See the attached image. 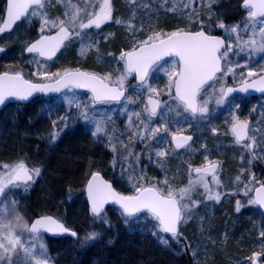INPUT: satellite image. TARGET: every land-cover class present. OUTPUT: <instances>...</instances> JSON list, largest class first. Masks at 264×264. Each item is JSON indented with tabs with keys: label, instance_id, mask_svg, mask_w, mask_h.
I'll list each match as a JSON object with an SVG mask.
<instances>
[{
	"label": "rangeland",
	"instance_id": "obj_1",
	"mask_svg": "<svg viewBox=\"0 0 264 264\" xmlns=\"http://www.w3.org/2000/svg\"><path fill=\"white\" fill-rule=\"evenodd\" d=\"M95 3L96 0H59V2L58 0H46L44 11L47 13L49 19H55L57 17L68 19V17L64 15L66 11L71 14V12L76 9H80L79 15L83 16L84 10H93L91 6ZM186 4L188 5L187 7H185ZM209 5L211 6L210 8ZM111 6L112 20L103 23L99 29L92 28L87 30L88 35L83 41L76 38L66 42V46L60 50L58 56L54 60L45 61L40 59L43 68L38 69L35 63L30 62L34 59H39L38 57H25L23 51L21 53L24 47H20V45H22L21 42L27 40L30 35L34 37L42 35L39 31V17H29L18 25L12 34L0 36V47L5 49L3 52H0V60H6V63H10V60H16L15 64L26 72L29 80L36 83H45L55 80L56 77L44 78L39 75H34L33 73L37 71L57 73L52 71V68L60 63L61 57L63 56H65L64 58H69L68 55L72 54L76 62L90 57L92 65L101 70L100 74L102 75L99 76L109 74V79L111 81H116L117 77L124 70V62L118 61L121 51H125L121 46L126 45L127 48L132 49L134 44L147 40L149 35L157 33L153 25L154 22H156L154 19L159 15H167L172 18L174 17L187 21L195 30H198L201 26L197 21H202L209 32H217L220 30L221 36L227 39L225 29L216 27V24L221 20L224 23L225 18L233 12L232 7L230 8V0H197L196 3H189V0H137L135 4H133L131 0H111ZM193 9H195V14L192 13ZM246 17L247 11H241L238 19L231 23L224 24L226 26L237 24L242 26ZM116 20H121L125 23L118 24L115 22ZM152 20H154L153 23ZM129 21L133 24L134 29H129L126 26ZM258 28L259 24L257 25V31ZM54 31L55 29L52 30V32ZM161 34L166 33L162 32ZM242 35L243 38L247 40L251 35V28H249L247 34ZM114 41L118 43L114 44ZM93 42H98L97 46L90 47L84 55H81V43L91 44ZM171 59L174 58H169L165 61H170ZM233 61L241 65H244L245 61H247V67H240L235 71L237 74L243 72L245 76H247L249 70L254 72L256 75L249 77L248 80L264 74V53L253 54L251 59H248L247 55L242 54L238 58L233 57ZM161 63L163 64L164 61ZM84 72L93 74L88 71ZM226 79L227 83L233 84L234 78L232 75H229ZM148 83H150L152 87H155L160 93L159 96L153 94V97L162 101L168 100L175 110V104L166 94L168 78L164 72H150ZM124 87H126L127 90L126 96L131 97L132 101H134L127 103L126 111H124V100L119 104H97L84 92L67 90L56 98L44 100L43 109L39 111L38 115L40 118L43 116L46 117L45 119L49 124H47L48 130H53V133L59 132L55 141L61 139L64 131H60V129L64 128V125L58 120V117L65 115L71 117L78 111L83 110H78L75 104L69 105L68 100L75 99L82 105L92 106L97 118L110 117V119L105 120V131L103 133H98L97 137L91 135V132L95 131V126L85 123L82 120L74 121L69 119L67 121V129H72L76 126L80 127V129L84 131L82 137L90 139V142L94 144L97 150L111 158L110 165L108 168L105 166L104 171L114 182L116 187L120 188L126 195L135 194V187L130 177L135 178L143 175L144 179L140 180L139 183L146 187L155 186L165 191L170 188L173 192H178L180 189L189 186L190 179L196 178L194 171L191 173L189 172L190 162H197L195 166L191 165L193 169L206 165L205 157H207L208 161L217 162L219 164L217 175L220 185H213L211 184V178L207 179L213 191L221 193L219 202L216 200H209L207 198L209 193L204 190L202 185L194 186L189 196L185 197L182 201V203H189L190 208L185 213L186 223H182L179 227L183 228V232L188 233L193 231L197 233V239L194 245L190 246V251H188V256L194 262L193 264H227L229 260L223 259V256L228 258V255L233 253L232 250H237V241L243 238L244 232L246 234L244 228L246 218L241 216L240 219L237 218L235 221L234 218L230 217L231 213L238 215L244 210L247 212L250 211L249 213L253 212L254 215L252 217L250 214L247 215L249 219V229L252 228L259 235L264 231L263 215L254 204L247 203L248 200L252 198V192H249L247 196L244 195L246 191L245 184H248L249 188L258 186L249 183L253 175L259 180H264V98L251 101L231 98L227 100L224 105L218 106L215 101L219 93L209 88L207 92L200 97L201 102L205 99L209 100V114L206 118L201 117L199 114H197L196 117H192L187 113L177 117L175 111L168 113L165 117L169 122L168 126L171 131L174 132L179 130L183 135H191L193 137L192 142L189 144L190 146H186L179 151L174 150L171 144L170 133L161 128L158 139L147 141V150H145V144L140 142L136 137L129 139L130 133L136 131V129L128 126V117L133 113H140V119L146 120V113L143 109L146 104L145 98L149 95L147 87L145 86L143 89H140L138 85L131 83V76L124 82ZM219 87L220 84H217L216 89H219ZM233 102L239 103L240 105L239 110L235 111V114L238 115L241 120L247 121L249 125L248 140L244 144L236 143L231 133V125L233 123L232 115L234 112ZM158 112L165 113L167 112V108L162 105ZM131 119L133 124L139 125L140 120L137 119L135 115H131ZM54 121L57 125L60 124L58 130H54ZM146 122L149 124V127H154L159 126L165 121H162L158 115L150 122ZM253 139L255 141L254 149L249 150L245 148V144L252 143ZM109 140L112 144H115L117 149L116 153L108 146ZM121 142L127 145V150L121 148ZM157 146L163 147L168 154L165 157H155L154 153ZM128 151L132 152L133 156H128ZM137 153L140 154L139 163L133 164L132 160ZM149 154L152 155L151 161L148 158ZM114 156L116 157L115 161ZM242 157L243 159H241ZM249 160L252 161L251 164H249ZM20 161H24L30 168H35L25 159L18 158L10 159L8 162L1 161L0 165H14ZM242 170L243 174H241ZM0 171L4 170L0 169ZM237 176H240L239 181L236 179ZM37 180L38 177H36L34 181L36 182ZM165 180L168 181L167 185L163 183ZM29 187L27 189L23 187L14 189L13 192L6 197L4 204L0 205V218H4L2 210L12 201H15V211L11 214V217L7 218L11 219L15 216H19L29 225L31 219L29 208L27 204L21 200L23 196H27ZM191 200H198L201 203L192 206ZM237 200H240L243 205L239 211L236 210ZM104 214L111 224L110 227L100 221H95L94 223L93 221H89L90 228H92V226L97 227L95 232L99 233L96 239L91 240L94 241V243L96 241L100 243L103 240L106 234L103 227H107V230L111 229L114 233L120 230L122 235L128 239L127 241L132 239L133 235L137 234L143 236L144 239L149 237L152 242L158 246H171L175 242L171 236L168 238L163 233L160 235L168 239L167 245L161 243L158 237L153 236L152 232L155 231V229H153V222H151V217L148 215H144L143 218L132 223L130 227H127L119 209L110 208L107 209ZM224 216L226 219L222 220L221 218H224ZM235 222H237L236 226L234 224ZM212 223H214V225L211 228L213 232L211 236L209 232ZM99 228L102 229L99 230ZM21 232H23V235H21V242L27 246L31 237L28 232L23 229L15 230L16 235H20ZM88 233L91 232L88 231ZM87 234L82 237L83 240ZM259 239H264V236L260 235ZM40 242L45 245L46 256H39L38 250L36 256L45 259L46 264H65V254L68 249L62 246L60 244L61 242L57 244V241L48 240L44 235H42ZM107 242L109 243V234H107ZM214 243H216L215 247L207 251L208 260L205 262L203 258L206 252L205 246H212ZM193 253H195V255H193ZM8 255L12 256L13 262L19 259L20 264H34V258L30 257L25 259L22 247L18 246L15 252L9 253ZM250 263L251 261L248 263L243 260L238 264Z\"/></svg>",
	"mask_w": 264,
	"mask_h": 264
},
{
	"label": "snow or ice",
	"instance_id": "obj_2",
	"mask_svg": "<svg viewBox=\"0 0 264 264\" xmlns=\"http://www.w3.org/2000/svg\"><path fill=\"white\" fill-rule=\"evenodd\" d=\"M131 2L135 4L137 0H131ZM196 2L197 0H189V3ZM45 4L46 0H6L4 15L0 16V21H2L0 34L12 30L14 25L22 19L39 17V31L42 35L35 41L30 42L24 51L44 60H51L55 57L57 52L66 46V42L76 38L83 41L88 35L87 30L92 28L99 29L103 23L113 19L111 0H96V3L91 6L93 10H84L83 16L79 15L80 9H76L71 14L66 11L64 15L68 19L60 17L49 19L44 11ZM187 6L186 4L185 7ZM240 6L247 10V17L242 26L240 24L226 26L222 20L216 24V27L225 29L227 39L211 35L203 27V22L197 21L201 25L198 30H177L168 34L157 32L149 35L147 40L134 44L130 51L122 50L118 61L124 62V70L116 81H111L109 74L99 76L78 70L75 72L65 71L63 74L49 73L47 71L33 73L44 78L55 76L56 79L51 83H34L29 79H25L20 71L0 73V106H3L11 99L28 101L34 93L47 94L59 93L62 89H68L69 91L87 89L92 93L94 103L99 101L119 104L123 98L125 102L124 111H126L127 103L134 101H132L131 97L125 95L124 82L135 73L138 87L143 89L146 86L149 95L147 104L143 109L146 113V120L140 119V113H133L131 115H135L140 120L139 125H135L131 115L128 117V126L136 129V131L130 133L129 139L136 137L145 144V150H147V141L158 139V134L163 128L164 131L170 133L172 143L176 149L190 146L189 142L193 139L191 135H183L179 130L173 132L169 129V122L165 119L168 113L175 111L177 117L184 113L192 117H196L199 114L201 117L206 118L209 114V100L205 99L201 102L200 97L209 88L219 93L215 101L218 106L224 105L226 99L236 92L247 93L249 89L253 88L264 92V76H261L258 81L249 82L248 78L256 75L254 72L249 70L247 76H245L243 72L237 74L235 71L237 68L247 67V61H245L244 65L233 61V57L238 58L242 54L247 55L248 59H251L253 54L264 53V19H261L264 18V0H242ZM192 13L195 14V9L192 10ZM115 22L118 24L125 23L121 20H116ZM258 24L259 28L257 31ZM126 26L129 29H134L130 21L127 22ZM249 28H251V35L245 40L242 34H247ZM53 29H55L54 33H52ZM97 44L98 42L91 44L81 43L80 54L84 55L90 47H95ZM4 50V48L0 47V52ZM166 57L174 59L165 61ZM162 61H164L163 64L161 63ZM30 62L35 63L38 69L43 68L40 59H34ZM152 71H163L167 76L166 94L175 104V110L168 100L162 101L153 98V94L159 96L160 93L148 83V77ZM229 75L234 78L233 86L227 84L226 78ZM217 84H220L219 89H216ZM236 84L239 86H235ZM68 104H75L78 110H83L78 111L71 117L68 115L58 117V120L64 125V128L60 129V131L67 129V121L69 119L74 121L82 120L85 123L94 125L95 131L91 132L93 137H97L98 133L105 131V120L110 119V117L97 118L92 106L82 105L75 99L68 100ZM162 105L167 108V112H158ZM239 107V103L233 102L234 112L231 132L237 143L246 139L249 127L247 121L241 120L235 114ZM158 115L165 122L159 126L149 127L146 121L150 122ZM53 124L58 127L55 121ZM58 135L59 132L53 133L50 136V140L54 142ZM254 145L255 141L253 139L252 143L245 144V148L253 150ZM108 146L114 153L117 152L115 144H112L110 140ZM121 148L127 150V145L121 142ZM154 154L155 157L160 158L165 157L168 153L163 147L157 146ZM127 155L133 156V153L128 151ZM139 157V153L135 154L132 163L138 164ZM148 158L151 161L152 155L149 154ZM115 159L116 157L114 156V161ZM205 160L206 165L202 167L193 169L189 165V172L194 171L196 178L190 179L189 186L180 189L178 192H173L170 188L165 191L155 186L146 187L139 183L140 180L144 179V176L140 175L135 178L130 177L135 187V194L124 195L115 191L110 183L100 177L98 172H94L91 174V179L86 186L90 211L95 219L109 227L111 224L104 214L105 205L108 203L119 206L120 214L127 227L143 218L144 215H148L151 217L153 229H155L152 235L158 237L161 243L168 244V239L160 235L161 233L170 234L172 239L179 242L181 235L179 226L182 223H186L185 213L190 208L189 203H182V201L189 196L192 188L196 185H202L204 190L209 193L207 197L209 200L219 202L221 198V193L218 191L214 192L207 179L208 176H211V184L220 185L217 175L219 165L208 161L207 157H205ZM251 163L252 161L249 160V164ZM0 169L4 170L0 171V205L4 204L6 197L14 189L21 187L27 189L31 183H34L35 178L39 177L41 172L40 168H30L24 161L17 162L14 165L3 164L0 165ZM241 174H243V170ZM236 179L239 181L240 176H237ZM163 183L167 185L168 181L165 180ZM249 183L258 186L249 188L248 184H245V196L249 192L255 193V196L250 198L247 203L264 208V180H259L253 175ZM200 203L198 200H191L192 206ZM236 204V210L239 211L243 205L240 200H237ZM14 211L15 201H12L2 210L4 218H0V264H20L19 259L13 262L12 256L8 255L15 252L18 246L23 248L25 259L32 257L34 258V264H46L45 259L39 258V256H46L45 245L40 242L42 239L41 230L59 233L70 232L73 237L78 236L76 232L65 228L62 223H59L51 216L37 218L31 223L30 227L19 216L8 219L7 217H11ZM16 229H23L28 232L31 240L27 246L21 242L23 232L20 235H16ZM98 235L99 233L97 232L88 233L84 238V243L96 239ZM260 235L264 236V231ZM37 250L39 256H36Z\"/></svg>",
	"mask_w": 264,
	"mask_h": 264
},
{
	"label": "trees",
	"instance_id": "obj_3",
	"mask_svg": "<svg viewBox=\"0 0 264 264\" xmlns=\"http://www.w3.org/2000/svg\"><path fill=\"white\" fill-rule=\"evenodd\" d=\"M241 3L242 0H230V8L232 7L233 12L225 18L224 23H231L238 19ZM3 13L4 0H0V16H3ZM154 20H152L153 27L158 33L195 30L189 22L167 15H159ZM203 27L208 31L206 26L203 25ZM217 33L218 31L210 32V34ZM32 38L34 36L30 35L27 40L21 42L20 47L23 48L24 43L26 44ZM116 43L118 42L114 41V44ZM121 48L125 51L131 50L126 45H122ZM72 56L71 54L68 55L69 58L61 57L60 65L53 67L52 71L62 73L66 70H82L102 75L101 70L92 65L90 57L76 62ZM9 62L0 60V73L20 71L24 78L28 79L26 72L15 64L16 60ZM131 83H133L132 78ZM46 99L37 98L23 108L18 104H11L0 112V162H8L15 158L25 159L31 166L41 169L38 180L31 183L27 196H23L21 200L27 204L31 219L52 216L80 236L77 242L65 238L51 240L57 241V244L61 242L60 244L68 249L65 254V264H193L188 251L190 246L194 245L197 233L183 232V228L180 227L179 242L174 239L175 242L166 247L156 245L153 249L148 241L141 240L139 235V237L133 235V238L127 241L128 239L120 230L114 233L111 229L107 230V227H104L106 234L100 243L97 241L94 243L91 240L84 243L82 237L88 231L95 232L97 228L93 226L90 228L89 221L93 223L98 221L90 215L85 201L84 188L89 176L99 172L112 182L117 192L124 195L126 193L117 188L104 171L105 166L108 168L110 165L111 158L97 150L90 139L82 137L84 131L80 127L64 130L58 141L50 140L53 130H48L49 124L46 117L43 116L42 119L38 115ZM59 127L60 124L54 130H58ZM190 164L195 166L197 162L193 161ZM249 212L244 210L238 215L230 214L235 221L241 216L246 218L244 227L246 234L244 232V236L241 235L243 238L237 241V250H232L233 253L228 255V258L223 256V259L229 260L227 264H238L243 260L248 263L253 260L264 263V239H259L260 235L252 228L249 229L247 215L250 214L251 217L254 215L253 212ZM221 219L225 220L226 217ZM234 224L236 226L237 222ZM213 225L214 223L210 225L211 236ZM107 234H109V243ZM215 244L205 246L206 252L203 257L205 262L208 260L207 251L212 250Z\"/></svg>",
	"mask_w": 264,
	"mask_h": 264
},
{
	"label": "water",
	"instance_id": "obj_4",
	"mask_svg": "<svg viewBox=\"0 0 264 264\" xmlns=\"http://www.w3.org/2000/svg\"><path fill=\"white\" fill-rule=\"evenodd\" d=\"M5 1V5H6V0H4ZM241 10L242 11H245L246 9H243V8H241ZM4 15V14H3ZM21 21H23V19L21 20ZM21 21H18L15 25H14V27L18 24V23H20ZM0 26H2V22L0 23ZM13 27V28H14ZM13 28H12V30H13ZM12 30H10V31H5L3 34H0V36H3V35H6V34H8V33H10ZM55 32V31H54ZM54 32H52V33H54ZM214 36H217V37H221L220 35H214ZM40 37V36H39ZM38 37V38H39ZM37 38V39H38ZM222 38V37H221ZM36 40V39H35ZM34 40V41H35ZM59 52H57V54H58ZM57 54H56V56H57ZM24 55L25 56H30V55H34V54H28V53H26L25 51H24ZM55 56V57H56ZM55 57H53V58H55ZM40 58V57H39ZM52 58V59H53ZM41 59H43V58H41ZM166 59H169L168 57H166L165 58V60ZM80 72H84V71H81V70H79ZM69 72H75V70H70ZM64 73V72H63ZM63 73H61V74H63ZM85 73H87V72H85ZM131 76H133V79H134V83L135 84H137L138 85V80H137V78H136V75H135V73H133ZM261 76H264V75H260V76H258V77H256V78H254V79H251V80H249V82H252V81H258L259 80V78L261 77ZM54 81V80H53ZM53 81H50V82H45V83H51V82H53ZM237 87L239 86V85H236ZM125 89H126V87H125ZM68 89H62L61 90V92H59V93H47V94H44V93H34L33 94V96L32 97H30L29 98V100L28 101H18V100H15V99H11V100H9V101H7L3 106H0V112L7 106V105H10V104H18V105H27V104H29L31 101H33L34 99H36V98H39V97H44V98H56V97H58L59 95H61L63 92H65V91H67ZM74 91H77V92H84V93H87V94H89L90 95V97H91V99H92V101H93V98H92V93L90 92V91H88L87 89H74ZM125 95H126V93H125ZM234 95H239V96H243V97H248V96H264V92H261V91H257L256 89H249V91L247 92V93H240V92H236V93H233V94H231L229 97H231V96H234ZM228 97V98H229ZM154 99H156L155 97H153ZM122 101H123V98H122ZM95 103H104V102H99V101H97V102H95ZM114 103V102H113ZM146 104H147V98H146V102H145ZM145 104V105H146ZM158 111H159V109H158ZM231 127H232V125H231ZM232 133V132H231ZM233 135V134H232ZM233 137H234V135H233ZM234 140H235V142H236V139H235V137H234ZM247 140H248V130H247V137H246V139L244 140V141H241L240 143H238V144H243V143H246L247 142ZM171 143H172V138H171ZM191 143V141L189 142V144ZM237 143V142H236ZM172 146H173V148L176 150V151H179V150H181V149H176L175 148V146H174V144L172 143ZM186 147V146H185ZM212 163H216V164H218L217 162H212ZM219 165V164H218ZM205 166V165H204ZM202 167V166H201ZM219 168V167H218ZM218 170V169H217ZM100 174V173H99ZM196 174V173H195ZM100 177L104 180V181H106V182H108V183H110L111 185H112V183L111 182H109V181H107V180H105L104 178H103V176L100 174ZM207 178H211V176H208ZM91 179V175L89 176V178H88V180H87V182H86V184H85V188H84V193H85V199H86V203H87V206H88V208H89V211H90V202H89V200H88V197H87V183H88V181ZM112 187H113V185H112ZM113 189H114V187H113ZM115 190V189H114ZM116 191V190H115ZM255 196V193L254 192H252V197H254ZM255 205V204H254ZM259 210H260V212H261V214L264 216V208H262L261 206H259V205H255ZM107 207H112V208H117V209H119V206L118 205H115V204H113V203H108V204H106L105 205V208H104V210L107 208ZM120 210V209H119ZM90 213H91V211H90ZM91 215H92V213H91ZM93 216V215H92ZM41 217H46V216H39V217H36V218H34L32 221H31V223L32 222H34L37 218H41ZM52 217V216H51ZM54 218V217H53ZM55 220H57L56 218H54ZM59 223H61L59 220H57ZM31 223L29 224V227H30V225H31ZM63 224V223H62ZM64 225V224H63ZM65 226V225H64ZM66 228V227H65ZM68 229V228H67ZM72 231V230H71ZM41 234H43V235H45L46 237H48V238H53V239H56V238H60V237H68V238H71L72 240H77V237H73L71 234H70V232H66V233H59V232H56V231H53V232H46V231H44V230H41ZM165 234V233H164ZM165 235H167V236H170V234H165ZM251 264H261L258 260H253L252 261V263Z\"/></svg>",
	"mask_w": 264,
	"mask_h": 264
},
{
	"label": "flooded vegetation",
	"instance_id": "obj_5",
	"mask_svg": "<svg viewBox=\"0 0 264 264\" xmlns=\"http://www.w3.org/2000/svg\"><path fill=\"white\" fill-rule=\"evenodd\" d=\"M4 6H5V1H4ZM5 8V7H4ZM242 10H241V6H240V12H241ZM245 11H247V10H245ZM243 12V11H242ZM25 19H23V21H24ZM23 21H21L20 23H18L14 28H13V30L10 32V33H8V34H6V35H10V34H12L13 33V31L17 28V26L18 25H20ZM211 35H220L221 36V33H220V30L218 31V33L217 34H211ZM39 36H36V37H34V38H32V39H30L26 44H25V46H24V48H23V55H24V49H25V47L30 43V42H33L35 39H37ZM222 37V36H221ZM223 38V37H222ZM60 52V51H59ZM59 54V53H58ZM58 54H57V56H58ZM25 56V55H24ZM30 56H34V55H30ZM56 56V57H57ZM25 57H27V56H25ZM55 57V58H56ZM39 58V57H38ZM55 58H53V59H51V60H54ZM39 59H41V58H39ZM41 60H44V59H41ZM51 60H45V61H51ZM65 72V71H64ZM63 73V72H62ZM261 75H264V74H261ZM258 76H260V75H258ZM258 76H256V77H258ZM256 77H254V78H256ZM131 78L133 79V76H131ZM254 78H252V79H254ZM133 83H134V79H133ZM135 84V83H134ZM229 86H233V84H230V83H227ZM137 85V84H136ZM236 86V85H235ZM77 92V91H76ZM126 93H127V90H126ZM87 94V93H86ZM89 95V94H88ZM90 96V95H89ZM148 97V96H147ZM146 97V98H147ZM91 98V97H90ZM146 98H145V102H146ZM231 98H237V99H241V100H243V101H251V100H255V99H258V98H264V96H248V97H243V96H239V95H234V96H231V97H229V98H227L226 99V101L227 100H230ZM92 100V99H91ZM98 104V103H97ZM100 104V103H99ZM11 105V104H10ZM8 106V105H7ZM6 106V107H7ZM21 106V108H23L24 106H26V105H19V107ZM5 107V108H6ZM4 108V109H5ZM3 109V110H4ZM2 110V111H3ZM1 111V112H2ZM172 138V137H171ZM193 140V139H192ZM192 142V141H191ZM172 144V143H171ZM173 147V146H172ZM185 148V147H184ZM183 149V148H182ZM181 149V150H182ZM175 150V149H174ZM99 173V172H98ZM194 174H195V172H194ZM102 175V174H101ZM103 176V175H102ZM103 178L105 179V180H107L104 176H103ZM209 179V178H208ZM108 181V180H107ZM110 182V181H109ZM112 183V182H111ZM113 185V184H112ZM85 196V195H84ZM85 201H86V199H85ZM87 204V203H86ZM87 208H88V206H87ZM109 208H112V207H107L105 210H104V213H105V211L107 210V209H109ZM115 209H117V208H115ZM88 211H89V208H88ZM120 211V210H119ZM89 213H90V211H89ZM90 215H91V213H90ZM92 216V215H91ZM93 217V216H92ZM36 218V217H35ZM34 218H32L31 220H30V222H29V224L31 223V221L33 220ZM58 220V219H57ZM60 221V220H59ZM61 222V221H60ZM62 223V222H61ZM29 226V225H28ZM66 227V226H65ZM67 228V227H66ZM100 229H102V228H99V230ZM103 229H104V227H103ZM70 230V229H69ZM98 231V230H97ZM75 232V231H74ZM43 235V234H42ZM45 236V235H44ZM135 236H138L137 234L135 235ZM167 236V235H166ZM46 237V236H45ZM139 237V236H138ZM167 237H170V236H167ZM48 240H58V239H69V240H72L71 238H68V237H60V238H56V239H53V238H48V237H46ZM80 238V236H77V240L75 241V240H72V241H74V242H77L78 241V239ZM140 238H141V240H143V241H148V244L150 245V246H152V248L154 249L155 247H156V244H154L153 242H152V240L149 238V237H146L145 239L143 238V236H140ZM139 239V238H138Z\"/></svg>",
	"mask_w": 264,
	"mask_h": 264
},
{
	"label": "bare ground",
	"instance_id": "obj_6",
	"mask_svg": "<svg viewBox=\"0 0 264 264\" xmlns=\"http://www.w3.org/2000/svg\"><path fill=\"white\" fill-rule=\"evenodd\" d=\"M248 131H249V127H248ZM73 231V230H72Z\"/></svg>",
	"mask_w": 264,
	"mask_h": 264
}]
</instances>
